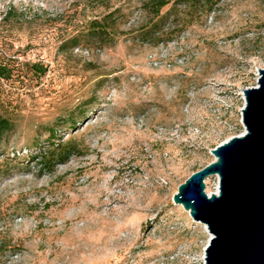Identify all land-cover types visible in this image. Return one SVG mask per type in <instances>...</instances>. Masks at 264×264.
Here are the masks:
<instances>
[{
    "label": "rangeland",
    "instance_id": "obj_1",
    "mask_svg": "<svg viewBox=\"0 0 264 264\" xmlns=\"http://www.w3.org/2000/svg\"><path fill=\"white\" fill-rule=\"evenodd\" d=\"M156 1L0 0V264H204L173 197L245 133L264 0Z\"/></svg>",
    "mask_w": 264,
    "mask_h": 264
},
{
    "label": "water",
    "instance_id": "obj_2",
    "mask_svg": "<svg viewBox=\"0 0 264 264\" xmlns=\"http://www.w3.org/2000/svg\"><path fill=\"white\" fill-rule=\"evenodd\" d=\"M244 97L245 133L213 149L215 160L173 197L212 235L204 264H264V69ZM210 177L218 178L216 194L206 192Z\"/></svg>",
    "mask_w": 264,
    "mask_h": 264
},
{
    "label": "trees",
    "instance_id": "obj_3",
    "mask_svg": "<svg viewBox=\"0 0 264 264\" xmlns=\"http://www.w3.org/2000/svg\"><path fill=\"white\" fill-rule=\"evenodd\" d=\"M167 3L168 2H166L165 0H157L155 3H154V5H156L155 7V9H156V13H159V11L164 7V6H166L167 5ZM100 29H101V27L100 26H96L95 27V31H97L96 33H100L99 31H100ZM71 41H73V45L72 46H76V44H77V38L75 37V38H72V40ZM5 71H6V67H2V68H0V75L1 76H4L5 75ZM11 128V124H9V122L7 121V120H4V119H2V120H0V132H4V131H7V130H9ZM53 136V135H52ZM55 147H59L58 145H55ZM71 148H69V149H67V150H65L64 152H63V154H59V155H57L56 153H55V151L56 150H53V152H50V153H45V154H43V155H41V161H43V162H41V166H42V168H44V169H50V168H52L54 165H55V162L56 161H59V162H62V161H64V159L66 158V157H68V155L71 153V150H70Z\"/></svg>",
    "mask_w": 264,
    "mask_h": 264
},
{
    "label": "bare ground",
    "instance_id": "obj_4",
    "mask_svg": "<svg viewBox=\"0 0 264 264\" xmlns=\"http://www.w3.org/2000/svg\"><path fill=\"white\" fill-rule=\"evenodd\" d=\"M217 178V177H216ZM209 181H210V179H207L206 181H205V184H209ZM215 192H213V193H210L208 190H207V194H216V193H218V191H219V189H218V184H216V188H215ZM185 213H187L188 214V216H189V218L191 219V221H193L194 223H198V224H201V223H199V222H196V221H194L192 218H191V216H190V214L188 213V211H184ZM202 226H203V229H204V231H203V233H202V236H203V238H207L208 237V241L206 242V244H205V248H206V246L208 245V243H209V241H210V239H211V237H212V235L210 234V232L208 231V229H207V227L204 225V224H201ZM205 250V249H204ZM203 259H204V257H203Z\"/></svg>",
    "mask_w": 264,
    "mask_h": 264
}]
</instances>
